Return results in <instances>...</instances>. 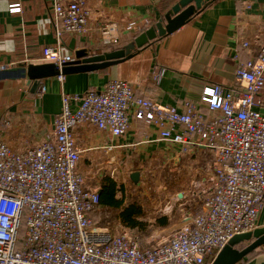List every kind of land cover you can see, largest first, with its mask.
<instances>
[{
    "label": "built area",
    "instance_id": "1",
    "mask_svg": "<svg viewBox=\"0 0 264 264\" xmlns=\"http://www.w3.org/2000/svg\"><path fill=\"white\" fill-rule=\"evenodd\" d=\"M51 12L59 41L44 49L43 60L61 66L73 60L62 50V34L86 33L91 12L86 0H51ZM135 27L130 22L126 29ZM98 29L105 45L116 42L115 22H100ZM9 69L0 63V72ZM163 74L154 70L152 80ZM236 78L233 88L204 86L200 105L186 103L184 112L137 96L128 81L111 80L100 91L64 94L54 130L41 144L16 152L0 139V264H211L231 238L256 229L264 205V42L254 59L238 66ZM202 106L214 115L205 116ZM131 113L154 123L161 139L182 152L216 154L213 190L202 211L153 247H143L127 229L96 226L90 214L100 206L99 193L87 189L79 169L74 130L91 125L122 137Z\"/></svg>",
    "mask_w": 264,
    "mask_h": 264
},
{
    "label": "crops",
    "instance_id": "2",
    "mask_svg": "<svg viewBox=\"0 0 264 264\" xmlns=\"http://www.w3.org/2000/svg\"><path fill=\"white\" fill-rule=\"evenodd\" d=\"M178 2L86 0L91 12L87 32L63 33L60 45L73 59L75 52L82 49L89 50L91 55L119 50L164 19ZM17 4L21 11L11 12V6ZM104 21L118 26L116 42L111 45L103 43L98 29ZM130 22H135L136 27L128 31ZM58 41L51 0H0V63L10 69L45 64L44 49L56 46ZM263 42L264 0H215L172 34L150 41L132 58L105 69L44 79L34 93L27 79L0 78V139L16 152L41 144L54 130L64 94L100 91L117 79L134 84L139 97L184 112L186 103L200 105L206 85L235 87L238 66L254 59ZM159 68L164 69V74L160 82H155L152 72ZM261 100L259 110L264 113V91ZM200 110L207 117L214 115L205 106ZM129 121L122 137H113L91 125L76 128L81 161L100 167L103 178L109 176L119 183L118 179L131 178L133 173L142 178L148 168L169 172L189 156L202 166L206 162L204 155H212L210 170L201 168L202 181L211 179L216 163L214 152L205 148L182 152L180 145L161 139L154 123L137 120L132 113ZM190 218L189 215L183 224ZM257 226L264 227V205ZM238 264H264V248Z\"/></svg>",
    "mask_w": 264,
    "mask_h": 264
},
{
    "label": "rangeland",
    "instance_id": "3",
    "mask_svg": "<svg viewBox=\"0 0 264 264\" xmlns=\"http://www.w3.org/2000/svg\"><path fill=\"white\" fill-rule=\"evenodd\" d=\"M209 156L204 155L203 161L206 162L202 166L196 164L189 156L169 172H161V168L157 171L156 168H148L136 183L129 177L125 180L118 179V184L124 186V192L118 196L124 197L127 206L136 204L143 211L139 217L144 224L142 231L126 227L119 219L121 210L100 207L91 214L92 220L99 228L114 232L129 230L139 238L143 247H153L166 242L181 227L183 220L202 211L211 195L213 182L210 179L203 182L204 172L201 171V168L210 170L214 157ZM79 169L87 189L98 191L103 178L102 169L82 161L79 163ZM109 173L107 171V174ZM161 218L168 219L167 226H159L158 220Z\"/></svg>",
    "mask_w": 264,
    "mask_h": 264
},
{
    "label": "water",
    "instance_id": "4",
    "mask_svg": "<svg viewBox=\"0 0 264 264\" xmlns=\"http://www.w3.org/2000/svg\"><path fill=\"white\" fill-rule=\"evenodd\" d=\"M213 1L215 0H179L166 13L164 19L159 20L154 27L143 32L132 43L119 50L91 55L89 50L82 49L75 52V58L72 61L61 66L54 63L20 65L0 72V78L27 79L28 85L31 86V91L34 93L44 79L105 69L132 58L150 41L172 34L190 22L192 17L201 11L207 3ZM131 179L135 183L138 182L139 174L133 173ZM259 248H264V227H257L252 231L231 238L211 264H238Z\"/></svg>",
    "mask_w": 264,
    "mask_h": 264
},
{
    "label": "trees",
    "instance_id": "5",
    "mask_svg": "<svg viewBox=\"0 0 264 264\" xmlns=\"http://www.w3.org/2000/svg\"><path fill=\"white\" fill-rule=\"evenodd\" d=\"M123 192H124L123 185H119L115 179L109 176L104 177L101 180L100 188L98 190L100 197V206L98 208L102 207L113 210H121L119 214V219L121 220V222L126 227L132 230L142 231L144 229V224L139 220V217H141L143 211L141 207L137 206L136 204H130L127 206L125 204L124 197L118 196L119 193H123ZM158 224L159 226H167L168 219L161 218L158 220Z\"/></svg>",
    "mask_w": 264,
    "mask_h": 264
}]
</instances>
